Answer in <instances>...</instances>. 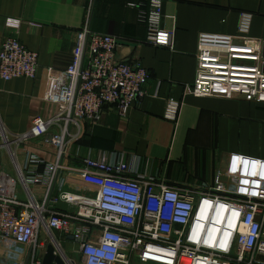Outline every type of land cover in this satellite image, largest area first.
<instances>
[{
    "label": "built area",
    "instance_id": "built-area-1",
    "mask_svg": "<svg viewBox=\"0 0 264 264\" xmlns=\"http://www.w3.org/2000/svg\"><path fill=\"white\" fill-rule=\"evenodd\" d=\"M161 9L162 0H149L139 19L147 25L148 43L173 48L172 33L160 27ZM20 23L5 20L9 28ZM249 23L250 15H243L239 36L199 33L196 76L185 94L264 103V40L243 35ZM119 45L117 36L79 30L69 65L50 70L47 101L53 112L35 117L26 133L0 126L2 145L14 158V148L32 137L44 136L54 150L41 200L22 175L26 200L0 183V264H42L48 244L64 264H264V159L229 154L212 181L197 188L129 175L122 158L67 164L85 123L98 122L106 109L124 117L144 95L149 72L140 62L118 60ZM37 59L17 37H6L0 79L35 78ZM179 106L169 101L165 118L175 120ZM65 172H73L89 194L65 190ZM56 232L72 238L79 260L69 257Z\"/></svg>",
    "mask_w": 264,
    "mask_h": 264
},
{
    "label": "crops",
    "instance_id": "crops-1",
    "mask_svg": "<svg viewBox=\"0 0 264 264\" xmlns=\"http://www.w3.org/2000/svg\"><path fill=\"white\" fill-rule=\"evenodd\" d=\"M148 9L149 0H0V46L13 36L38 54L35 78L0 79V126L14 134L26 133L35 117L53 112L47 101L50 70L69 65L77 32L88 27L120 38L117 59L140 62L150 76L142 87L144 95L126 116L106 109L98 122L84 124L68 165H78L87 157L122 158L129 175L197 188L212 181L229 154L264 159V103L184 93V86L195 80L199 33L239 36L241 17L247 14L250 23L243 35L264 40V0H162L160 27L172 33L173 48L146 41L147 25L139 13ZM8 17L21 20L17 29L6 26ZM169 101L180 104L175 120L165 118ZM14 150L15 158L0 135V183H5L8 193L26 200L19 183L22 175L29 191L41 200L49 183L45 165L54 160L52 146L44 136L32 137ZM65 174L70 177L65 190L89 194L73 172ZM34 178L39 181L33 183ZM55 236L69 257L77 260L72 238L59 232Z\"/></svg>",
    "mask_w": 264,
    "mask_h": 264
},
{
    "label": "water",
    "instance_id": "water-1",
    "mask_svg": "<svg viewBox=\"0 0 264 264\" xmlns=\"http://www.w3.org/2000/svg\"><path fill=\"white\" fill-rule=\"evenodd\" d=\"M53 250V246L48 244L42 259V264H64L62 259L53 253Z\"/></svg>",
    "mask_w": 264,
    "mask_h": 264
},
{
    "label": "rangeland",
    "instance_id": "rangeland-1",
    "mask_svg": "<svg viewBox=\"0 0 264 264\" xmlns=\"http://www.w3.org/2000/svg\"><path fill=\"white\" fill-rule=\"evenodd\" d=\"M78 257H79V256H77V260L79 259Z\"/></svg>",
    "mask_w": 264,
    "mask_h": 264
}]
</instances>
